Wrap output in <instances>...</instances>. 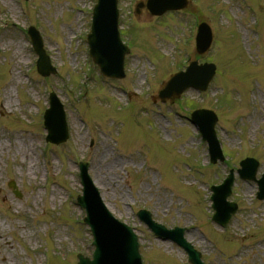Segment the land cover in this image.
Instances as JSON below:
<instances>
[{"label":"rangeland","instance_id":"374dc122","mask_svg":"<svg viewBox=\"0 0 264 264\" xmlns=\"http://www.w3.org/2000/svg\"><path fill=\"white\" fill-rule=\"evenodd\" d=\"M145 1H117L119 31L130 52L125 77L111 80L100 76L87 53L96 0H0V264H76L78 253L91 256L75 199L80 161L113 216L134 229L143 264H184L187 255L154 236L137 218L141 209L167 229L183 228L204 264H264V200L256 199L255 182L237 174L246 157L259 163L257 179L264 172V121H258L264 112V0H187L183 10L160 17L144 8L135 14V4ZM201 22L210 27L212 42L197 55L193 37ZM30 25L55 75L34 71ZM189 59L216 66L207 90L187 89L161 103L158 91ZM50 92L63 104L69 137L46 146L42 116ZM194 107L218 118L224 160L214 165L190 123ZM25 151L37 169L29 170ZM100 160L103 169L116 171L104 175ZM230 170L227 200L237 211L221 228L211 222L209 187ZM103 175L112 180L105 190Z\"/></svg>","mask_w":264,"mask_h":264},{"label":"water","instance_id":"95a60500","mask_svg":"<svg viewBox=\"0 0 264 264\" xmlns=\"http://www.w3.org/2000/svg\"><path fill=\"white\" fill-rule=\"evenodd\" d=\"M155 1V0H154ZM157 3H154V7H161V11L171 8L169 5H164L161 0H156ZM176 2L178 0H175ZM178 4H176L177 8H181L185 6V2L180 0ZM115 0H100V6L103 7L102 15L98 21V27L94 29L92 35L89 36V44L91 47V55L94 61L100 66L102 73L105 76L112 78H122V54L118 56L115 55V52L109 48L108 43H103L101 40L103 39L102 35L105 33L106 23L108 22L105 19V13L107 12L108 6L114 7ZM153 9L152 6H150ZM160 11V12H161ZM99 14V10L97 11ZM159 14V13H158ZM99 29V30H98ZM201 36L198 43V52L203 53L208 49L211 37L209 29L202 25L200 26ZM32 38L36 43V51L40 55V61L38 63V71L44 76L49 75L51 72H54L49 64L47 58L41 51V45L36 37L35 33L32 32ZM100 39V43L98 42ZM214 74V66H202L195 67L194 64L188 69L186 73L179 75L173 82L170 84L167 90L160 93V98L164 101L166 98L170 97H178L179 94L187 87H195L200 90H204L207 88L208 83L210 82L212 76ZM60 107V106H59ZM58 107V102L53 97L51 99V107L48 110L45 117V124L48 129H50L52 133L51 140L52 142L58 144L66 139V127L63 120V114ZM193 121L199 124L200 129L203 132L204 138L209 142L210 152L213 155L212 161L215 162L219 157L221 159V154L217 150V144L214 140V131L213 126L215 124V117L211 113L207 112H199L193 116ZM243 169L239 171L240 176L244 179H253L254 173L257 168V164L251 160H246L241 163ZM85 173L86 167L82 168ZM85 184V197L79 198L78 203L81 207H84L88 214L95 213L99 210V204L97 203L94 194L90 193V182L84 176ZM231 184V181L229 182ZM260 185V194L259 198H264V176L262 180L259 182ZM9 186L14 187L13 183H10ZM216 199H217V208L216 215L214 219L221 223V225H225L230 215L233 214L236 210L235 206L225 204L224 202V193L222 194V190H215ZM15 194L19 197L20 195L15 192ZM147 216V221L148 220ZM93 228L95 230L97 242L96 253L94 255V262H89L86 259L80 258L79 264H139V257L137 254V244L135 242L134 237H132L130 231L128 229L122 230L118 228L110 229L109 231H105L100 228V224L93 222ZM150 225L162 236H174L177 242L183 245L188 249L190 253V259L194 264H201L199 261V255L194 253L188 245H185L184 242L180 239L182 231L178 233L171 234L166 233L162 228L156 227L150 223ZM116 226V225H115ZM120 226V225H119Z\"/></svg>","mask_w":264,"mask_h":264},{"label":"bare ground","instance_id":"6f19581e","mask_svg":"<svg viewBox=\"0 0 264 264\" xmlns=\"http://www.w3.org/2000/svg\"><path fill=\"white\" fill-rule=\"evenodd\" d=\"M245 38H247V35H245ZM19 45L17 44V51L19 50ZM17 53V52H16ZM18 53H20V50H19V52ZM19 59V62H21V60H22V58L21 57H19L18 58ZM142 80H140L139 81V83L141 82ZM17 84H19L20 83V80H18L17 79ZM8 95H9V92H7V97H8ZM11 99L10 98H7V101H6V103H7V105L9 106L10 104H11ZM264 113V112H263ZM263 113H261L262 115L260 116V120H258L259 122H263L264 121V119H263ZM256 122V121H255ZM79 130H77V132H78ZM23 157L25 158V159H27V160H29V167L30 168H33V169H30L29 168V170H35V169H37L38 168V165L37 164H35L33 161H32V157H31V155L29 154V152L28 151H25L24 153H23ZM116 166V165H115ZM35 168V169H34ZM100 171H103L104 172V175L105 174H109L110 175V170H112L113 172L114 171H116V168L114 167V166H108V167H105V169H103V165H102V161L100 160ZM101 176V178H102V181H103V183H101L102 185H103V189L105 190L106 188H107V185L109 184H111L112 183V180H110V179H106L105 178V176ZM106 194V193H105ZM107 208H108V206H107ZM109 209V208H108ZM110 211V210H109Z\"/></svg>","mask_w":264,"mask_h":264}]
</instances>
